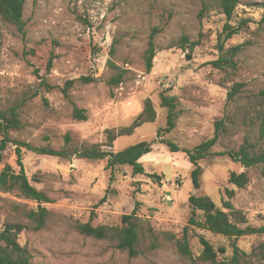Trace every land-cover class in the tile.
Returning a JSON list of instances; mask_svg holds the SVG:
<instances>
[{
	"label": "rangeland",
	"instance_id": "obj_1",
	"mask_svg": "<svg viewBox=\"0 0 264 264\" xmlns=\"http://www.w3.org/2000/svg\"><path fill=\"white\" fill-rule=\"evenodd\" d=\"M243 8L232 24L243 16L253 17L255 22L264 16L262 9L244 12ZM202 9V0H26L24 34L0 18V110L18 104L22 120L21 128L9 133L10 139L61 149L69 134L72 142L67 148L97 144L112 152L141 141L153 143L152 152L140 160L144 173L137 175L128 165L110 167L108 158H60L23 147L22 161L32 184L55 199L44 204L53 213L48 226L20 234L21 243L33 255L32 264H190L171 245L131 257L112 241L81 234L75 225H120L122 216L137 208V214L156 230L180 235L192 215L188 199L195 192L193 166L183 150L171 152L162 138L181 149H191L214 135L217 120L229 117L227 132L213 148L215 154L199 162V193L221 205L226 188L233 189V204L247 212L252 223H264L259 217L264 216L260 167L247 169L227 155L216 154L240 146L247 132L245 117L264 91V27L252 35L242 32L224 40L225 16L216 7L204 14ZM251 27L256 29L257 24ZM154 29L159 51L148 73L144 52ZM184 35L199 44L193 50L164 49ZM247 39H252V45L236 57L237 70L216 69L211 64L219 58L220 44L228 48ZM113 46L116 52L111 55ZM111 58L127 69L118 86L107 82L115 73L107 65ZM89 75L96 80L81 81ZM69 81L73 84L67 88ZM235 82L245 86L228 100ZM163 90L178 99L177 120L173 130L158 135L168 117L159 96ZM147 99L154 103L156 120L116 138L109 146V131L130 126ZM75 108L85 110L87 119L77 118ZM252 139L256 141L257 135ZM2 155V166L9 163L19 171L13 142ZM243 171L249 176L246 187L229 183L232 172ZM18 205L30 209L37 203L16 193L0 192V226L8 216L18 215ZM195 229L216 248L226 247L227 256L232 255V239ZM261 241L264 235L244 236L236 244L250 252ZM190 244L200 254L197 236L191 237Z\"/></svg>",
	"mask_w": 264,
	"mask_h": 264
},
{
	"label": "trees",
	"instance_id": "obj_2",
	"mask_svg": "<svg viewBox=\"0 0 264 264\" xmlns=\"http://www.w3.org/2000/svg\"><path fill=\"white\" fill-rule=\"evenodd\" d=\"M203 9L201 14L211 10L213 7L225 16L226 22L223 26V39L229 40L234 35L242 32L255 34L264 27V16L260 21L255 22L253 17L243 16L239 19L236 25L232 21L237 17L238 10L241 6L244 12L250 9H262L264 11V2L251 0H202ZM215 4V6H213ZM26 0H0V18L3 22L14 25L21 33H25L26 22L24 19ZM257 24L256 29H252L251 24ZM157 29H154L148 41L147 48L144 52V60L146 71L150 73L154 67V59L159 51L157 44L154 41V35ZM199 41H191L190 37L184 35L178 40L171 42L164 49H172L175 47L190 48L193 50ZM252 45V39H247L245 42L225 48L224 44H220L219 58L212 61L211 64L216 69H231L237 70L236 57ZM116 52L115 46L111 49V55ZM52 61H50L51 64ZM108 67L115 73L108 79V84L118 86L124 81L127 69L117 65L112 58L108 60ZM94 76H83L81 81L84 83L94 82ZM73 84L69 81L67 88ZM245 83L235 82L228 92V100L234 99L242 89ZM161 106L168 109L167 125L158 130V135L165 132H170L176 126L178 99L175 95L168 94L163 90L159 94ZM256 101L255 106L248 111L246 119L247 132L243 142L238 148L228 149L227 151L216 153L218 155H227L233 161L240 163L244 168L260 167L264 175V91H261L260 99ZM74 115L80 119H87L85 110L74 109ZM157 117V112L154 103L151 99H147L141 113L135 118L130 126L121 128L118 132L109 131L108 144L113 146L116 138L124 135L132 134L137 128L145 123L154 122ZM231 117L220 119L215 122L216 130L214 135L196 145L191 149H181L176 143L169 139L162 138L171 152L183 150L192 164L191 179L195 192L190 195L188 203L192 208V215L188 219L187 225L183 227L180 235L172 231H158L149 223L137 214V208L131 213L122 216L121 224L116 226L98 225L94 226L90 222L76 223V229L83 235L92 237L97 240H109L114 243V246L124 252H127L131 257H137L146 252H152L164 245H171L176 252L183 258L190 261V264H264V241L255 245L250 252L240 248L236 244V240L244 236H263L264 223L256 225L252 223L247 212L237 208L232 198L234 190L226 188V197L222 199L221 205L216 204L210 196L200 195L202 167L199 162L213 154V148L217 145L222 134L227 132V121H231ZM22 126V120L19 111V105H13L5 110H0V192L16 193L18 196L25 199L35 201V208H26L25 205H18L16 211L18 215L8 216L0 226V264H32L33 255L26 244H22L19 237L25 230L40 231L48 226L52 219V211L44 204L54 203L55 199L44 189L37 188L32 184L26 174L22 161V148L34 151L38 154L56 156L66 158L76 156L78 158L88 160H103L108 158L110 167L118 165H128L132 167L134 175L143 174L144 166L141 163V158L148 155L153 150V143L149 141H141L136 144L127 146L126 148L117 151H107L102 149L97 144L80 145L71 148L66 146L71 144L72 138L69 134L65 136V146L61 149H56L50 146H34L28 142L10 139L9 133L13 130H18ZM254 132V133H253ZM256 134L257 139L253 141L252 135ZM16 145V155L19 171H16L9 163L4 164L2 152L6 149L9 142ZM155 176L158 180L160 177ZM229 183L238 187L244 188L249 183L247 171L241 173L232 172L229 177ZM259 217L264 220L263 215ZM195 228L208 230L216 235H222L232 239V255L227 256L226 247L220 246L216 248L214 244L203 234L196 232ZM197 236L202 246L200 254L196 255L191 247V237ZM219 256H223L221 260Z\"/></svg>",
	"mask_w": 264,
	"mask_h": 264
},
{
	"label": "water",
	"instance_id": "obj_3",
	"mask_svg": "<svg viewBox=\"0 0 264 264\" xmlns=\"http://www.w3.org/2000/svg\"><path fill=\"white\" fill-rule=\"evenodd\" d=\"M190 57L189 56H187V59H189Z\"/></svg>",
	"mask_w": 264,
	"mask_h": 264
}]
</instances>
